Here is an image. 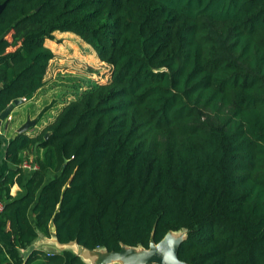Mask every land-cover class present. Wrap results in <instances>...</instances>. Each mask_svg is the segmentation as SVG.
Here are the masks:
<instances>
[{"label":"trees","instance_id":"obj_1","mask_svg":"<svg viewBox=\"0 0 264 264\" xmlns=\"http://www.w3.org/2000/svg\"><path fill=\"white\" fill-rule=\"evenodd\" d=\"M6 1L0 115L46 85L57 32L112 75L40 133L0 137L14 167L0 175V264H87L72 250L25 259L41 236L120 253L181 230L182 262L264 264V0Z\"/></svg>","mask_w":264,"mask_h":264},{"label":"rangeland","instance_id":"obj_2","mask_svg":"<svg viewBox=\"0 0 264 264\" xmlns=\"http://www.w3.org/2000/svg\"><path fill=\"white\" fill-rule=\"evenodd\" d=\"M46 46L55 55L48 70L46 97L39 104L35 103L34 107L30 102L25 103L26 106L24 108H16L10 115L12 118H15L20 111L22 112L21 116L23 119L25 118L31 122L36 121V124L27 131L30 135L40 133L44 121L54 120L56 114L62 109L60 105L72 101L77 93L87 89L89 86L109 82L112 75V67L102 63L93 48L72 33L57 32L55 33L54 40L46 41ZM47 108L49 110L43 114V111ZM12 121L11 119L10 122ZM1 125L0 137H3L6 144L22 126L16 127L10 132L4 130L3 125L5 123ZM4 133L5 136H3ZM36 156V152H29V161H36ZM185 235V230L172 232L167 236L165 244L153 246L149 251L142 248L127 249L125 250L127 251L125 254L114 256L113 261L108 258L111 256L105 251L102 254L99 252H95L94 254L88 252L81 253L87 259L92 255L96 263L99 262V264H133L135 261L140 262L145 258L146 260L156 259L167 263L171 256H169L170 251L167 248L175 249L179 239ZM39 239H45V237L41 236ZM69 245H71L69 249L81 251L75 244Z\"/></svg>","mask_w":264,"mask_h":264},{"label":"crops","instance_id":"obj_3","mask_svg":"<svg viewBox=\"0 0 264 264\" xmlns=\"http://www.w3.org/2000/svg\"><path fill=\"white\" fill-rule=\"evenodd\" d=\"M48 75H49V71L47 73V76H46V85L40 90L38 91V93L29 101H25L22 105L20 106H16L14 108V110L16 108H24L26 105L25 103H28L30 102L32 104V106L34 107L35 103L36 104H39L42 99H44L45 96V93H47V90L46 88H48V84H47V79H48ZM68 103V102H66ZM65 103V104H66ZM64 104V105H65ZM64 105H60V106H64ZM49 110V109H48ZM24 112V111H23ZM22 112H18L17 115L15 116V118H12V116H10L7 121H10L11 119L13 120L12 122L9 123L8 127L6 128V124L7 122L4 121L3 123H5L4 126V130H8L10 132H12V130L14 128H18L20 127L21 125H23L27 119H23V117L21 116ZM45 112H43L44 114ZM57 116V114H56ZM55 116V117H56ZM31 117H33L31 115ZM54 120H49V121H44V123L42 124L41 126V131L44 130L48 125H50ZM0 127H2V125H0ZM40 131V132H41ZM3 136H5V133L3 134ZM14 137V136H13ZM12 137V138H13ZM11 138V139H12ZM11 168H14L10 163H8L5 158H4V153H1L0 155V175L2 173H4L5 171H7V169H11ZM12 195L13 196H16V197H20L24 194V189L20 188L19 186L15 185L13 188H12ZM18 195V196H17ZM0 242L6 244V245H10V242L9 240L6 238L5 234L3 233V231L0 230ZM33 246L35 247V249H41V250H44V251H47V252H61L63 250H72V249H69V246L71 245H60L58 244L57 240L52 237V238H45V239H38L34 244ZM74 251V250H72ZM86 251V250H85ZM103 249L102 248H99L95 251H91L92 254H94L95 252H99L100 254L103 253ZM75 253L79 254L88 264H99V262L96 263V261L93 259V256L91 255V257L89 259L85 258L81 252H84V250L82 249L80 252L78 251H74ZM110 260H114V257H108ZM107 259V258H106Z\"/></svg>","mask_w":264,"mask_h":264},{"label":"water","instance_id":"obj_4","mask_svg":"<svg viewBox=\"0 0 264 264\" xmlns=\"http://www.w3.org/2000/svg\"><path fill=\"white\" fill-rule=\"evenodd\" d=\"M7 2L8 1H6L3 5H0V14L2 13V11H3V9L5 8V6L7 5ZM37 10H39V9H37ZM26 100L25 99H17V100H15L12 104H10L7 108H6V110L4 111V112H2V114L0 115V125L4 122V121H6L7 122V124H6V128L8 127V125H9V123H10V121H7V119L10 117V115H11V113L14 111V108L16 107V106H20V105H22L24 102H25ZM36 124V121L35 122H31L30 120H27L26 122H25V124H23L19 129H18V131H17V133L14 135V137H13V139L16 137V136H18V135H20V134H25V133H27V131L32 127V126H34ZM49 137V134H47V136H46V138H48ZM172 233V232H171ZM170 234V233H169ZM168 234V235H169ZM167 235V236H168ZM167 236L165 237V239L162 241V242H160L159 244H157V245H152L151 246V248L153 247V246H159V245H162L163 243L165 244V241H166V239H167ZM185 237H186V235L183 237V238H180L179 239V241L177 242V244H176V248H175V258H176V260H177V262L179 263V264H188V263H185V262H182V261H180L179 259H178V257H177V248H178V245L185 239ZM77 247H78V249H83L84 250V252H88V253H91V251L90 250H87V249H85V248H83V247H81V246H78L77 244H75ZM138 248H141V247H138ZM151 248L149 249V250H151ZM103 249V248H102ZM127 249H135V248H132V247H123V250L120 252V253H108L105 249H103L109 256H111V257H114V256H119V255H122V254H125L127 251H125V250H127ZM142 249H144V248H142ZM35 250V247L34 246H31L27 251H22V255H23V257L25 258V259H27L28 257H29V255L33 252ZM86 250V251H85ZM144 250H146V249H144ZM149 250H146V251H149ZM93 251H95V250H93ZM77 254V253H76ZM79 255V254H78ZM83 259V258H82ZM84 260V259H83ZM85 261V260H84ZM169 261H170V258L168 259V262L167 263H164V262H161L160 260H156V259H151V260H146V258L144 259V260H142V261H135V263H133V264H148V263H159V264H170L169 263ZM86 262V261H85ZM87 263V262H86ZM88 264V263H87Z\"/></svg>","mask_w":264,"mask_h":264},{"label":"built area","instance_id":"obj_5","mask_svg":"<svg viewBox=\"0 0 264 264\" xmlns=\"http://www.w3.org/2000/svg\"><path fill=\"white\" fill-rule=\"evenodd\" d=\"M21 168L27 172V173H31V172H35L36 170H38V164L36 163V161H29V159H26L24 161V163L22 164ZM3 209V205L0 203V213L2 212Z\"/></svg>","mask_w":264,"mask_h":264},{"label":"bare ground","instance_id":"obj_6","mask_svg":"<svg viewBox=\"0 0 264 264\" xmlns=\"http://www.w3.org/2000/svg\"><path fill=\"white\" fill-rule=\"evenodd\" d=\"M167 248V247H166ZM176 248V247H175ZM169 251H170V253H169V258H170V261H169V263L170 264H179L178 262H177V260H176V258H175V249H169V248H167Z\"/></svg>","mask_w":264,"mask_h":264}]
</instances>
